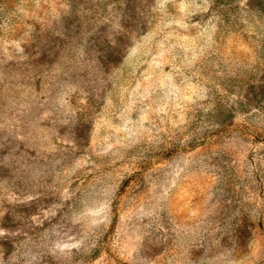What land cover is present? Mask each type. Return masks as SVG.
Here are the masks:
<instances>
[{
  "label": "rangeland",
  "instance_id": "1",
  "mask_svg": "<svg viewBox=\"0 0 264 264\" xmlns=\"http://www.w3.org/2000/svg\"><path fill=\"white\" fill-rule=\"evenodd\" d=\"M0 264H264V0H0Z\"/></svg>",
  "mask_w": 264,
  "mask_h": 264
}]
</instances>
